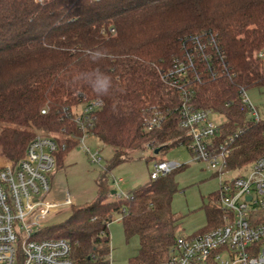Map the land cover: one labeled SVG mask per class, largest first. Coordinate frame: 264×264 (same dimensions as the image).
<instances>
[{
	"label": "trees",
	"instance_id": "16d2710c",
	"mask_svg": "<svg viewBox=\"0 0 264 264\" xmlns=\"http://www.w3.org/2000/svg\"><path fill=\"white\" fill-rule=\"evenodd\" d=\"M206 37L225 52L228 71L194 86L191 105L226 119L222 138L238 134L228 159L238 171L264 156V123H253L240 102L243 90L264 93V0H0L2 154L17 164L35 137H51L60 146L59 168L83 136L74 115L94 100L102 106L92 113L90 134L114 149L96 181L95 201L37 239L69 240L73 264H109V227L121 219L126 240H139L130 264L169 258L177 238L176 176L185 166L126 198L111 195L108 174L134 151L167 152L187 143L179 92L162 76L192 38ZM155 112L162 125L148 131L146 120ZM210 200L201 233L222 224L217 192Z\"/></svg>",
	"mask_w": 264,
	"mask_h": 264
},
{
	"label": "built area",
	"instance_id": "2783aa9c",
	"mask_svg": "<svg viewBox=\"0 0 264 264\" xmlns=\"http://www.w3.org/2000/svg\"><path fill=\"white\" fill-rule=\"evenodd\" d=\"M192 39V47L162 79L179 92L177 112L179 127L187 139L184 146L218 180L217 204L222 224L203 233L178 236L169 258L160 264H264V156L238 171L229 168L228 159L238 134L222 138L223 124L212 121L213 115L220 114L191 105L194 86L227 73L226 55L213 37ZM259 57L264 58V53ZM240 102L253 123H264V107H256L248 92L241 91ZM100 106L102 101L94 100L74 115L76 126L83 132L79 145L91 136L92 113ZM162 122V114L155 112L146 120V129H159ZM59 150L56 139L37 136L16 164L0 149V264H73L69 240L37 239L40 231L51 227L47 225L51 215L75 205L69 195L62 202L45 200L51 191ZM84 150L91 163H102L99 151L92 153L85 146ZM182 166L159 161L153 166L150 180H158ZM123 182L122 178L113 180L117 198L127 197L120 192Z\"/></svg>",
	"mask_w": 264,
	"mask_h": 264
},
{
	"label": "rangeland",
	"instance_id": "374dc122",
	"mask_svg": "<svg viewBox=\"0 0 264 264\" xmlns=\"http://www.w3.org/2000/svg\"><path fill=\"white\" fill-rule=\"evenodd\" d=\"M250 101L260 110L264 107V93L259 90L248 92ZM81 111V108L78 112ZM212 121L222 125L226 119L221 115H213ZM45 135L43 133H40ZM84 146L91 152L99 151L101 164H93ZM65 160L56 168L51 177V191L45 197L49 202H62L67 195L74 201V206L55 213L47 220L48 226L63 223L74 208L92 204L97 197L96 181L108 167L114 157V149L102 144L96 137L89 136L84 145H79L65 153ZM168 161L185 166L177 174L176 181L179 192L174 196L172 210L177 219L175 235L190 236L207 226L205 206L211 197L218 191V180L214 173L204 163L194 160L186 146H178L167 152L155 155V149L145 148L130 153L128 160L117 165L108 174L110 189H115L114 178H122L120 192L124 195L145 185L150 181V174L155 163ZM111 199V197H110ZM110 255L109 264H130V259L137 255L139 240L137 237L126 240L123 232V223L120 220L113 222L110 227Z\"/></svg>",
	"mask_w": 264,
	"mask_h": 264
},
{
	"label": "water",
	"instance_id": "95a60500",
	"mask_svg": "<svg viewBox=\"0 0 264 264\" xmlns=\"http://www.w3.org/2000/svg\"><path fill=\"white\" fill-rule=\"evenodd\" d=\"M159 153H160V150H156L155 151V155H158ZM111 195L112 196H115L116 195V191L113 190L112 193H111Z\"/></svg>",
	"mask_w": 264,
	"mask_h": 264
},
{
	"label": "clouds",
	"instance_id": "9594fccd",
	"mask_svg": "<svg viewBox=\"0 0 264 264\" xmlns=\"http://www.w3.org/2000/svg\"><path fill=\"white\" fill-rule=\"evenodd\" d=\"M104 90L106 91V86H105V89Z\"/></svg>",
	"mask_w": 264,
	"mask_h": 264
}]
</instances>
